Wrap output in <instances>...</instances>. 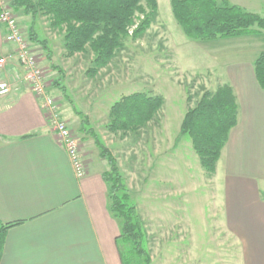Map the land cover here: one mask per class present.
<instances>
[{"label": "rangeland", "instance_id": "374dc122", "mask_svg": "<svg viewBox=\"0 0 264 264\" xmlns=\"http://www.w3.org/2000/svg\"><path fill=\"white\" fill-rule=\"evenodd\" d=\"M171 1L157 0L158 16L144 36L129 37L112 63L92 76V54L68 57L64 32L53 29L48 18L39 16L33 23L31 17L16 16L27 39L34 26L40 38L48 40L51 60L41 45L27 41L50 91L57 81L66 90V100L60 87L51 93L71 137L85 154V163L110 171L101 146L115 159L130 204L136 208L151 264H232L236 246L221 224L220 183L202 169L181 127L204 92L225 85L218 81L219 68L245 56L237 54L240 45L235 42L188 38ZM258 2L262 17L264 0ZM134 94L164 100L156 118L139 132L111 133V107ZM120 244L126 247L124 239Z\"/></svg>", "mask_w": 264, "mask_h": 264}, {"label": "crops", "instance_id": "0c3cea01", "mask_svg": "<svg viewBox=\"0 0 264 264\" xmlns=\"http://www.w3.org/2000/svg\"><path fill=\"white\" fill-rule=\"evenodd\" d=\"M227 1L261 14L258 0ZM5 36L0 26V57L15 52ZM261 39L257 33L214 42H235L245 56L217 76L231 86L239 108L213 175L223 193L221 224L236 246L232 264H264V91L254 68L264 52ZM18 73L12 59L6 74L14 81ZM57 140L28 90L0 97V222L19 223L7 232L0 264H122L129 247L120 244L104 172L85 163L82 151L86 175L78 179Z\"/></svg>", "mask_w": 264, "mask_h": 264}, {"label": "trees", "instance_id": "16d2710c", "mask_svg": "<svg viewBox=\"0 0 264 264\" xmlns=\"http://www.w3.org/2000/svg\"><path fill=\"white\" fill-rule=\"evenodd\" d=\"M12 9L33 23L46 17L53 29L64 32V49L68 57L76 54L93 56V69L107 67L130 38L140 39L158 16L157 0H12ZM172 10L188 38L198 41L238 38L264 32V18L230 5L227 0H172ZM141 15V17H138ZM133 30L132 35L130 34ZM28 40L41 45L51 60L48 40L41 39L34 26L26 33ZM257 81L264 91V52L254 63ZM66 100V90L57 81ZM162 98L134 94L114 103L110 110L111 133L139 132L154 121L163 105ZM239 108L231 86L225 84L216 91H206L193 109L185 115L181 134L188 136L202 169L212 177L231 130L238 124ZM101 146V144H98ZM101 156L109 163L110 171L103 173L109 186L110 211L121 222L120 239L128 250L121 255L122 264H151L144 249V233L140 228L136 208L130 204L123 178L113 156L101 146ZM19 223L0 222V263L7 232Z\"/></svg>", "mask_w": 264, "mask_h": 264}, {"label": "built area", "instance_id": "2783aa9c", "mask_svg": "<svg viewBox=\"0 0 264 264\" xmlns=\"http://www.w3.org/2000/svg\"><path fill=\"white\" fill-rule=\"evenodd\" d=\"M10 5L11 2L0 0V26L6 31V42L15 46L13 54L0 57V77H3L0 80V97L17 93L22 88L33 94L40 101L49 127L57 136L58 144L67 153L74 174L78 179H82L86 175V166L82 159L79 145L71 137V132L62 119L61 106L58 105L57 99L53 97L50 86L46 84L44 73L37 61L38 59L31 48H29L28 39L21 29L16 12ZM12 59H16L22 72V74L18 73L16 75L14 81L8 78L6 74L8 63Z\"/></svg>", "mask_w": 264, "mask_h": 264}]
</instances>
